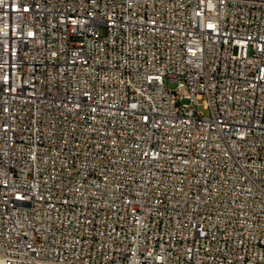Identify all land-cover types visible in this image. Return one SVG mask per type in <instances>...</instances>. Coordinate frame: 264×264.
Segmentation results:
<instances>
[{
	"label": "built area",
	"instance_id": "1",
	"mask_svg": "<svg viewBox=\"0 0 264 264\" xmlns=\"http://www.w3.org/2000/svg\"><path fill=\"white\" fill-rule=\"evenodd\" d=\"M0 264H264V0H0Z\"/></svg>",
	"mask_w": 264,
	"mask_h": 264
},
{
	"label": "rangeland",
	"instance_id": "2",
	"mask_svg": "<svg viewBox=\"0 0 264 264\" xmlns=\"http://www.w3.org/2000/svg\"><path fill=\"white\" fill-rule=\"evenodd\" d=\"M199 103H201V101H199ZM199 110H200L204 115H207V113H208L206 110H204V109L202 108V106H200Z\"/></svg>",
	"mask_w": 264,
	"mask_h": 264
}]
</instances>
